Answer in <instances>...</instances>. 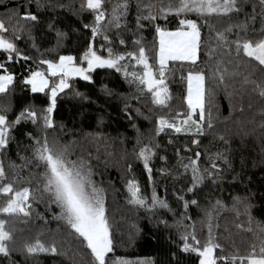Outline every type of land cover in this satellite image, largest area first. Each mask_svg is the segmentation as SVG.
<instances>
[{
	"label": "snow or ice",
	"instance_id": "obj_1",
	"mask_svg": "<svg viewBox=\"0 0 264 264\" xmlns=\"http://www.w3.org/2000/svg\"><path fill=\"white\" fill-rule=\"evenodd\" d=\"M32 3H35L38 10L47 6L42 0H27L20 7H27ZM249 4L251 12L246 11ZM257 4L260 7L259 13L256 11ZM80 11H87L93 17L91 24L83 25L84 29L89 30L90 37L80 51L76 55L59 54L58 49L67 33L56 29L55 24L50 22L48 30L55 31L57 48L46 49L49 55L41 53L38 60L22 52L18 41L27 32L33 39L32 47L37 48L32 31L41 25L39 14L31 11L23 14L14 12L8 17L9 22L15 20L14 24L0 19V96L14 94L19 86L22 91L30 94H42L45 105L37 108L35 104H31L18 114L13 112L10 102L0 105V195L6 198L5 204L0 207V259L17 264L12 259L15 251L23 255L26 261L38 254L62 255L55 241L45 244L36 239L34 243H25L20 249L13 247L15 240L13 229L9 226L10 219L20 216L30 218L33 215L32 203L43 202L49 210L52 205L60 209L56 218L65 221L79 242L90 250V264H156L154 259L132 260L116 255V244L106 215L104 189L98 187L92 178L94 172L91 161L83 157L71 158L75 153L70 151V146L63 144L57 137L49 139L48 130L57 128L54 114L59 100L63 98L61 94L67 95L65 90L72 88L74 78L93 82L92 73L97 69L115 70L122 73L128 83L136 86V99L150 97L153 105L166 109L171 107L169 101L172 99L169 77L175 75L174 66H178L187 69L186 77H181L187 82V108L170 116H158L154 131L156 136L170 131L189 137V144L175 149V169L158 170L161 175L175 176L182 183L187 181L176 196L184 211L182 214L175 213L168 201L160 199L156 193L152 161L157 157L153 148H159V144H144L138 150L133 149L136 159L142 161L153 189L150 196L146 195L136 180H128L127 202L152 215L157 210L179 215L180 218L174 225L180 233V244L177 247L180 253L194 254L198 264H264V223H258L255 230L252 227L247 229L254 232L258 243H251L246 253H241L238 249L230 253L219 242V238L214 236L213 228H218L219 225H214L213 221L225 205L220 199H215L214 202L208 201L201 206L200 200L195 197L199 196L207 184L219 186L223 170L219 168L217 161L224 159L225 163L229 162L220 153L209 155L205 161V154L192 147L195 145L199 149V137L205 136L206 128L213 127L211 114L209 113L207 120L205 116L206 73L199 66L202 53L212 57L217 50L227 45L228 51L223 55L231 57L234 52L236 58H247L250 63L255 62L264 70V0H84ZM241 14L244 16L242 20L239 19ZM258 15L262 26L257 32L251 25L255 24ZM233 16L236 17L235 20ZM224 18H227V25L223 31L211 23ZM204 28L209 30L207 39L203 35ZM113 29L116 31L110 36ZM121 31H127L129 35H121ZM146 32L152 34L151 41L144 35ZM249 32L255 35L249 36ZM230 35H234L235 39L230 40ZM97 37L102 38L99 46ZM129 42L131 50H128ZM117 45L123 46L124 50H118ZM52 52H57V55H51ZM32 64L36 67L33 68ZM18 65L27 67L24 72L17 74ZM215 74L214 71L213 75ZM218 79L222 82L223 75ZM251 83L254 90L264 97V79L259 83ZM103 91L111 94L106 87ZM74 95L84 99L83 94L78 91ZM125 110L129 112L131 119V106L127 103ZM136 111L139 114V109ZM28 125L32 126V130H25L22 134L28 141L26 148L31 150V156H20L25 163L18 166L15 162H10L8 168L13 171L18 167H35L40 170L35 174L30 173V177H38L34 191L30 187L31 179L29 186L15 187L16 181L9 178L4 164V157L11 144L14 141L18 145L20 143L14 133ZM59 128L63 131L65 125L60 123ZM219 139L224 140V137L220 136ZM137 143H140L139 139ZM169 143L172 141L169 140ZM187 153L191 155H186ZM17 155L19 156V152ZM163 159L167 163V157ZM185 159L187 163L184 162ZM131 168L132 165L127 164L129 171ZM186 193H191L192 198H186ZM192 206L200 209L203 215L201 223L207 226V235L203 241L197 235L195 225L184 223L191 218L188 216V209ZM240 206L251 224L253 205L249 198L234 197L233 210L237 216L240 215ZM160 222L169 226L167 220ZM189 227L192 231L188 230ZM172 257L179 264L177 254L172 253Z\"/></svg>",
	"mask_w": 264,
	"mask_h": 264
},
{
	"label": "trees",
	"instance_id": "obj_2",
	"mask_svg": "<svg viewBox=\"0 0 264 264\" xmlns=\"http://www.w3.org/2000/svg\"><path fill=\"white\" fill-rule=\"evenodd\" d=\"M26 3L27 0H0V19L14 24L15 20L11 22L8 20L9 15L14 12L23 14L31 11L39 14L41 25L32 31L37 48L32 47L33 39L27 32L23 33L21 40L18 41L21 51L37 60L41 53L49 55L46 49L57 48L56 33L48 30L50 22L55 24L56 29L67 33L62 46L58 49L59 54L76 55L90 37L89 30L84 29L83 25L91 24L93 17L87 11H80L84 0H42L47 6L39 10L35 3L20 7ZM246 11H252L250 4ZM256 11L260 12L258 4ZM235 19L233 16V20ZM239 19H244L243 14ZM211 23L223 31L227 25V18L213 20ZM251 26L259 31L262 26L259 15L255 24ZM115 31L113 29L109 35ZM121 35L127 36L129 33L121 31ZM144 35L148 41L152 40L151 33L146 32ZM203 35L208 38V28L203 29ZM254 35L249 32V36ZM229 39H235V36L230 35ZM97 41L99 46L102 38L97 37ZM117 47L118 50H124L123 46ZM131 48L129 42L128 50ZM227 51L228 46L225 45L212 57L202 53L199 66L206 73L205 116L207 120L209 113L211 114L213 127L206 128L205 136L199 137L201 139L199 149H196L195 145L192 147L205 154L203 156L205 161L209 155L215 156L216 153H220L229 163H225L224 159L217 161L219 168L223 170L221 173L223 179L218 182L219 186L207 184L206 181L207 187H204L195 198L200 200L201 206L208 201L214 202L215 199H220L224 203L225 207L213 221L214 225H219L218 228H213V234L230 253L237 249L241 253H246L251 243H258L254 232L247 229L252 227L255 230L258 223H264V97L254 90L251 83L252 81L259 83L264 79V70L255 62L250 63L247 58H236L234 52L231 57L223 55ZM51 55H57V52H52ZM26 67L27 65L24 67L18 65L17 74L24 72ZM32 67L35 68L36 65L32 64ZM174 70L175 75L169 77L171 107L166 109L153 105L150 97L136 99L138 95L136 86L128 83L121 73L112 69H97L92 73L93 82L73 80L72 88L65 90L67 95L61 94L63 98L59 100L54 114L58 126L54 130H48V137L49 139L57 137L63 144L69 145L70 151L75 153L71 158L83 157L91 161L94 172L92 178L98 187L104 189L106 215L113 232L117 256L132 260L154 259L156 264H176L172 257V253H176L179 264H198L194 254L180 253L177 247L180 244V233L174 225L180 218L179 215L162 210H157L156 214L152 215L143 208L130 205L126 199L128 180H136L146 195L150 196L153 189L142 161L136 159L133 149L138 150L144 144L149 146L159 144V148H153L157 152V157L152 161L156 193L160 199L168 201L175 213L182 214L184 211L176 196L180 194V189L184 188L187 181L182 183L175 176L161 175L158 170L175 169L177 165L175 149L189 144V137L170 131L156 136L154 131L158 116H170L187 108L185 99L187 82L181 79L182 76L186 77L187 69L174 66ZM220 75L224 77L222 82L218 79ZM105 87L111 94L103 91ZM76 91L82 93L84 99L75 96ZM9 102L16 114L31 104H35L37 108L45 106L42 94H30L22 91L19 86L14 94L0 96V105ZM125 103L131 106V119L129 112L125 110ZM60 123L65 125L63 131L59 128ZM25 130H32V126L28 125L14 133L20 143L18 145L14 141L11 144L4 157V164L9 172V178L16 181L15 187L29 186L31 179L30 187L34 191L38 177L36 175L30 177V173L35 174L40 170L35 167H18L15 171L8 168L10 162H15L18 166L23 165L25 161L21 160L20 156H31V150L26 148L28 141L22 134ZM220 136H223L224 140H220ZM169 140L172 143H169ZM186 155L190 156L191 153ZM165 156L167 163L163 159ZM184 162L187 163V159ZM127 164L132 165L131 171L127 169ZM234 197L249 198L253 205L251 224L242 206L239 207L240 215H236L233 210ZM186 198H192V194L186 193ZM5 200L6 198L0 195V207L5 204ZM32 208L33 215L30 218L20 216L10 219L9 226L13 229L15 240L13 247L20 249L25 243H34L36 239L45 244L55 241L62 255L38 254L37 257L26 261L23 255L15 251L12 259L16 260L17 264H90V250L79 242L65 221L56 218L60 212L58 207L52 205L49 210L45 203L33 202ZM188 216L191 218L184 223L189 226L195 225V231L203 241L207 235V226L201 223L203 215L200 209L190 207ZM161 220H167L169 226L166 227ZM188 230L192 231V228L189 227ZM0 264H10V261L0 259Z\"/></svg>",
	"mask_w": 264,
	"mask_h": 264
},
{
	"label": "rangeland",
	"instance_id": "obj_3",
	"mask_svg": "<svg viewBox=\"0 0 264 264\" xmlns=\"http://www.w3.org/2000/svg\"><path fill=\"white\" fill-rule=\"evenodd\" d=\"M122 74V73H121ZM123 75V74H122ZM74 80H80V81H83L81 80L80 78H74ZM83 82H88V81H83ZM186 95H187V86H186V94H185V98H186ZM179 135H182V134H179Z\"/></svg>",
	"mask_w": 264,
	"mask_h": 264
}]
</instances>
